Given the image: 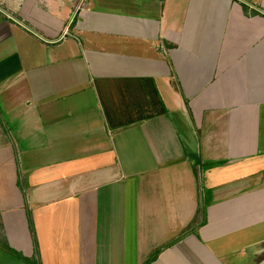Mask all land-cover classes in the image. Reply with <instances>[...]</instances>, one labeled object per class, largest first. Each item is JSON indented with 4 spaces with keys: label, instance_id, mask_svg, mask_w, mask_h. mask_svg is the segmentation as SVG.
<instances>
[{
    "label": "crops",
    "instance_id": "crops-1",
    "mask_svg": "<svg viewBox=\"0 0 264 264\" xmlns=\"http://www.w3.org/2000/svg\"><path fill=\"white\" fill-rule=\"evenodd\" d=\"M78 3L0 0V264H264V0Z\"/></svg>",
    "mask_w": 264,
    "mask_h": 264
},
{
    "label": "built area",
    "instance_id": "built-area-1",
    "mask_svg": "<svg viewBox=\"0 0 264 264\" xmlns=\"http://www.w3.org/2000/svg\"><path fill=\"white\" fill-rule=\"evenodd\" d=\"M85 1L86 0H79L78 6H77V9H76V13H75L74 17L72 18L71 23L68 26H66L62 37H66L70 33V31H71V27L70 26L74 22V20L76 19V17L80 13V11L82 10L81 7H82V5L84 4ZM46 41L52 42L51 40H48V39H46Z\"/></svg>",
    "mask_w": 264,
    "mask_h": 264
}]
</instances>
